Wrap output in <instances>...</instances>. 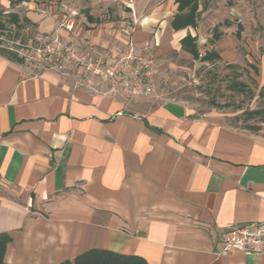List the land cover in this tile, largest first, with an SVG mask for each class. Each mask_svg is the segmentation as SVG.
Listing matches in <instances>:
<instances>
[{"label":"crops","instance_id":"0c3cea01","mask_svg":"<svg viewBox=\"0 0 264 264\" xmlns=\"http://www.w3.org/2000/svg\"><path fill=\"white\" fill-rule=\"evenodd\" d=\"M172 1L155 44L174 36L175 49L191 56L180 40L196 27H172ZM34 5L16 4L37 33L53 30ZM17 13L9 14L18 23L0 30L21 37ZM83 15L87 29L120 19ZM143 29L135 39L149 38ZM130 106L0 52L4 261L59 264L98 248L148 264H264V252L220 253L227 227L264 221V128L177 99Z\"/></svg>","mask_w":264,"mask_h":264},{"label":"rangeland","instance_id":"374dc122","mask_svg":"<svg viewBox=\"0 0 264 264\" xmlns=\"http://www.w3.org/2000/svg\"><path fill=\"white\" fill-rule=\"evenodd\" d=\"M33 1L35 5L30 10L48 15L55 24L53 30L37 33L35 24L23 19L24 7L16 6L20 0H11L9 8H2L6 5L0 0V23L9 28L12 26L9 13L18 12L23 20L22 38L58 36L60 48L49 61L26 62L34 70L55 71L91 91L113 95L126 106L144 97L157 102L177 99L199 110L215 108L230 114L228 119L240 127L264 128V120L258 116L248 118L242 113L245 109L264 108V0H198L197 26L191 32L196 36L200 54L215 50L220 55L211 62L177 51L171 44L174 36L162 39L165 43L161 40L160 45L155 44V34L167 29V22L176 11L172 0ZM86 8L94 16L120 19L87 29L84 26L91 25L85 24ZM226 20L230 25L223 23ZM239 23L243 29L237 39L234 34ZM216 25L224 34L212 42L211 30ZM143 28L151 30L149 38L135 39ZM12 35L3 31L5 39L1 43L6 44V38ZM0 52L7 54L3 47ZM88 56L102 67L113 66L114 79L103 80L82 70L75 58ZM237 83L245 88L238 89ZM147 87L151 90L145 93Z\"/></svg>","mask_w":264,"mask_h":264},{"label":"built area","instance_id":"2783aa9c","mask_svg":"<svg viewBox=\"0 0 264 264\" xmlns=\"http://www.w3.org/2000/svg\"><path fill=\"white\" fill-rule=\"evenodd\" d=\"M3 39H5L3 31L0 30V47L15 53L22 59V62L38 61L40 59L44 62L49 61L61 45L57 35H37L30 38L12 35L11 38H6V44L1 43ZM75 59H77V63H79L82 70L90 74H96L103 80L112 81L116 76L113 66L106 65L102 67L95 63L90 56ZM128 88L127 83H125L124 90ZM150 90L147 87L145 93L150 92ZM136 91V88H134L133 92L135 93ZM220 247L221 254L228 253L231 250L245 253L264 252V221H249L227 227L221 236Z\"/></svg>","mask_w":264,"mask_h":264},{"label":"trees","instance_id":"16d2710c","mask_svg":"<svg viewBox=\"0 0 264 264\" xmlns=\"http://www.w3.org/2000/svg\"><path fill=\"white\" fill-rule=\"evenodd\" d=\"M177 3V12L174 14L173 19L171 21V25L174 29H182L186 27L197 26V8H198V0H174ZM88 20H92L90 16H88ZM9 21L16 24L19 19L15 14H9ZM226 25H230L229 21L223 22ZM3 27V24L0 23V28ZM243 26L241 23L237 24V29L235 31V37L240 39L241 31ZM212 37L211 41L219 40L224 32L219 29V26L216 25L212 28ZM181 46L187 52H189L194 59H199L201 61L211 62L214 59H219L220 55L215 50L205 51L204 54H200L198 49V44L196 42V37L187 33L181 40ZM7 56L9 59L22 62V59L18 57L15 53L7 51ZM236 87L238 89L243 90L245 88L244 84L237 83ZM245 117L253 118L258 116L259 119L264 120V108L261 109H245L242 111ZM250 129L257 130L259 129L258 125H250ZM10 241V235L5 232H0V264H9L4 261V255L6 251L7 243ZM59 264H148L144 258L137 255H127L121 254L114 251L106 250V249H98L93 248L89 249L72 260H65Z\"/></svg>","mask_w":264,"mask_h":264}]
</instances>
